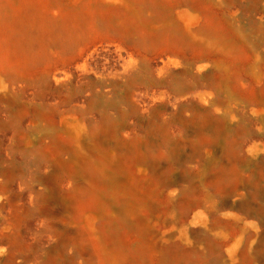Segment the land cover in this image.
Instances as JSON below:
<instances>
[{
    "label": "rangeland",
    "instance_id": "obj_1",
    "mask_svg": "<svg viewBox=\"0 0 264 264\" xmlns=\"http://www.w3.org/2000/svg\"><path fill=\"white\" fill-rule=\"evenodd\" d=\"M172 1L163 17L184 26L192 1ZM118 3L136 23L145 13L135 12L130 1ZM209 4L225 23L237 2ZM56 5L75 10L80 4L57 0ZM108 23L120 28L121 15L109 16ZM194 27L184 33L186 41L167 46L159 58L157 43L144 46L109 32L86 65L52 58L34 75L16 79L12 101L27 109L21 119L0 101V118L6 120L0 128V223L9 215L4 206L13 201L18 233L32 252L26 264H41V252L63 244L67 255L73 254L70 261L51 264H96L97 254L106 264H152V249L165 245L192 254L189 264H264V49L233 25L228 29L245 59L230 61L213 48L191 52L187 42L199 37ZM93 97L103 104H94ZM71 131L86 159L96 146L113 159L103 182L109 198L124 196L109 208L117 219L94 206L75 213L67 200L88 185L80 170L83 159L72 160L73 148L52 135ZM132 172L153 185V195L129 196ZM47 187L48 200L41 197ZM117 220L146 232L125 248L106 243L99 227L108 229ZM78 226L98 238L97 253L78 235Z\"/></svg>",
    "mask_w": 264,
    "mask_h": 264
},
{
    "label": "bare ground",
    "instance_id": "obj_2",
    "mask_svg": "<svg viewBox=\"0 0 264 264\" xmlns=\"http://www.w3.org/2000/svg\"><path fill=\"white\" fill-rule=\"evenodd\" d=\"M56 1L0 0V101H6L9 108L13 110L12 116L17 115L19 119L27 112V109L20 104L16 105L14 100L12 101L15 98V86L19 82L16 79L19 80L22 75H34L39 68L51 63L52 58H64L70 64L86 65L91 60L92 54H97L102 50V39L109 32L115 33L119 38H127L129 41L132 39L133 42L144 46H154L157 43L156 47L158 48L154 55L159 58V55L167 50V46L176 43V41H186L184 33L194 25L195 29H192H197L199 35L197 33L196 35L199 37L191 36L190 41L187 42L191 52H195V50L201 52L213 48L224 54L226 58L229 56L230 61H237V59H245V55L241 48L242 45L234 40L232 31L228 27L238 25L239 29L246 33L248 39L253 40L264 49V20H259L264 17V0H226L229 4L234 2L237 4L233 8L229 7L231 18L227 19L225 23L218 16V10H214L209 4L210 0H191V12L193 13H191L189 22L184 26H177V23L170 25L163 17L166 14L164 13L166 6L173 4L172 0H127L133 3L135 12L140 8H143L145 12L139 18L141 20L138 23L134 19L131 20L124 16L120 3H118L119 0H101L102 3L104 2V6H106V2L109 4L104 8L90 6L92 0H64L68 5L80 4L75 10L64 9L56 5ZM259 6L261 7L259 8ZM111 15H121L120 28L114 29L108 23V17ZM135 17L137 20L136 13ZM95 22L100 25L97 29H94ZM49 49H53L56 53L50 56ZM128 58L130 59V55ZM231 77L234 79V76ZM92 101L96 105L103 104L98 97H93ZM106 102L105 100L104 104ZM37 113L44 117L43 120L46 119V122L50 119L47 115L44 116L41 111ZM5 122L6 120L2 121L0 118L1 129L4 128ZM52 135L58 144L64 145L70 150L69 147L73 148L72 160L74 158V161H78L76 160L78 158L80 161L83 159L80 170L88 178V185L78 188L76 194L67 198L73 205L75 213L87 208L91 209L94 206L103 209L108 214L109 208L120 204L124 196L115 193L110 194L109 198L107 187L104 185L111 172L110 167L107 168V166L111 165L113 159L104 154L97 146L93 149L91 157L86 159L83 156L82 144L78 141L79 138L74 131L67 135L53 132ZM72 164L75 165L74 162ZM70 165L71 163L68 164V166ZM15 167L18 168V166ZM131 180L133 181L129 186L130 192L126 191L131 198L145 199L154 194L153 185L149 184L150 182H143L137 173L132 172ZM131 191L133 192L131 193ZM51 194V190L47 187L41 197L46 199ZM12 202L4 206L9 215L4 218L3 224L0 223L4 226L0 227V253L2 252L0 264H26L32 257V252L27 253L30 250V243L27 238L18 233L16 226L18 213L15 203ZM111 213L113 216L110 215ZM109 216L112 220L117 219L116 212L110 211ZM116 223V225L109 224L108 229L100 225L97 226H100L106 243L108 241L117 242L121 248H125L136 234L146 232L123 220H117ZM78 235L87 240L93 253H97L100 244L96 236L90 235L82 226H78ZM169 246H157L156 250L152 249V253L149 252V254L151 253L148 256L149 261L152 264H155L156 261L157 264H189L192 254L183 250L172 251ZM64 247V244L63 246H53L41 252V264H51L56 261L55 259L63 262H65V258L69 260L73 254L67 255ZM139 250L142 251L141 248ZM139 250L136 251L139 253ZM17 251H19V260H15ZM140 253L142 255V252ZM129 257L132 259L135 256L129 252ZM94 258L96 264H106V260L99 254ZM123 259L128 260L127 258ZM131 264L133 263L131 262Z\"/></svg>",
    "mask_w": 264,
    "mask_h": 264
}]
</instances>
